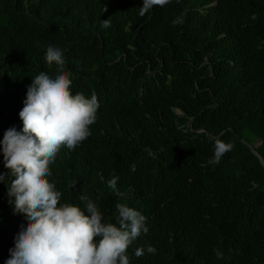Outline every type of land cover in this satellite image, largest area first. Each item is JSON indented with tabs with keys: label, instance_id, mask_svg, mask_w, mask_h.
Returning <instances> with one entry per match:
<instances>
[{
	"label": "trees",
	"instance_id": "obj_1",
	"mask_svg": "<svg viewBox=\"0 0 264 264\" xmlns=\"http://www.w3.org/2000/svg\"><path fill=\"white\" fill-rule=\"evenodd\" d=\"M142 3L0 0V141L22 129L33 78L57 74L45 60L57 46L73 94L100 103L91 135L50 165L61 203L83 209L87 195L114 224L117 203L144 215L149 231L127 250L130 264H264V167L248 148L264 159V0H171L144 16ZM217 138L234 147L212 165ZM113 174L120 195L107 186ZM7 184L0 264L27 225Z\"/></svg>",
	"mask_w": 264,
	"mask_h": 264
},
{
	"label": "clouds",
	"instance_id": "obj_2",
	"mask_svg": "<svg viewBox=\"0 0 264 264\" xmlns=\"http://www.w3.org/2000/svg\"><path fill=\"white\" fill-rule=\"evenodd\" d=\"M171 0H143L139 14L144 16L154 6L163 7ZM183 22V16L173 24ZM110 19L101 22L110 27ZM47 64L57 66L53 77L40 72L27 89L24 106L19 112L22 129L10 127L0 141V151L7 173L0 174V183L8 181V203L14 215L27 221L15 236L5 264H130L127 250L147 234L146 217L124 203H117V223L106 222L98 205L87 195H80L84 208L61 203L62 192L49 181L50 165L62 147L74 151L90 135V126L97 120L100 103L95 93L90 98L73 94L71 73L65 70L64 51L53 45L46 49ZM190 125V124H189ZM197 132H205L199 129ZM231 143L215 139L214 155L209 164H218L233 149ZM152 156L151 149H145ZM119 177L107 181L117 190ZM131 191V189H129ZM147 253L155 254L149 245ZM218 259L223 253L215 250ZM145 249L135 250L141 257Z\"/></svg>",
	"mask_w": 264,
	"mask_h": 264
},
{
	"label": "water",
	"instance_id": "obj_3",
	"mask_svg": "<svg viewBox=\"0 0 264 264\" xmlns=\"http://www.w3.org/2000/svg\"><path fill=\"white\" fill-rule=\"evenodd\" d=\"M248 148L253 152L255 156H257V158L260 160V163L264 167V159L261 157V155L257 151H255L251 146H248Z\"/></svg>",
	"mask_w": 264,
	"mask_h": 264
}]
</instances>
